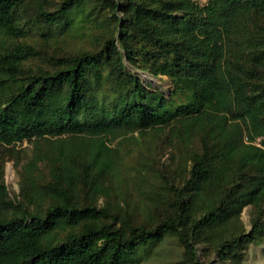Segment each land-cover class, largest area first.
<instances>
[{
    "label": "trees",
    "instance_id": "16d2710c",
    "mask_svg": "<svg viewBox=\"0 0 264 264\" xmlns=\"http://www.w3.org/2000/svg\"><path fill=\"white\" fill-rule=\"evenodd\" d=\"M27 1L0 0V147L32 142L21 203L0 170V264H138L166 235L193 259L214 237L220 255L236 256L264 236V79L255 67L244 79V66L226 57L228 41L264 16V0H94L118 35L97 51L47 55L51 69L26 67L43 52L15 40ZM86 1L37 4L33 16L66 35ZM244 53L264 66V50ZM125 59L165 76L168 91L127 71ZM163 127L200 143L184 178L167 187L166 212L146 225L101 206L110 190L102 178L117 165L109 141ZM41 162L45 181L35 174Z\"/></svg>",
    "mask_w": 264,
    "mask_h": 264
},
{
    "label": "rangeland",
    "instance_id": "374dc122",
    "mask_svg": "<svg viewBox=\"0 0 264 264\" xmlns=\"http://www.w3.org/2000/svg\"><path fill=\"white\" fill-rule=\"evenodd\" d=\"M61 0H28L20 10V25L25 35L17 37V42L32 45L43 53L39 57L26 60L25 66L34 69L53 68L54 64L47 55H66L84 51H97L103 47L104 41L111 35H118L116 23L110 18V10L97 5L94 0L83 4V11L74 16L77 25L66 35H56L51 28H46L41 21L35 20L33 12L37 4L51 9ZM205 4L207 0H197ZM119 15H122L121 13ZM10 40L7 41L9 43ZM227 59L232 63L244 66L242 76L251 80L246 70L257 68L264 79V66L246 59L244 52L264 50V16L257 17L247 29L233 36L227 44ZM127 71L138 74L145 82L149 80L152 87L162 88L166 92L170 83L165 76L153 77L134 67L125 59ZM260 138L254 140L260 145ZM117 165L111 174L102 178L109 186V193L99 198L101 206H110L112 211L123 216L130 215L135 222L150 225L155 223L167 210V187L179 183L190 167V157L200 149L199 138L190 142L173 137L168 127L129 133L109 141ZM32 153V142L23 140L14 146L0 147V170L8 197L16 204L23 201L21 183L23 182L25 165ZM2 167V169H1ZM35 174L39 180H47L49 176L48 162L39 163ZM1 181V179H0ZM250 206L242 209L239 221L248 232L251 228ZM200 242L197 244V257L192 258L188 250L173 235H166L159 243L150 248L138 264H264V236L255 242L248 243L240 255H220L215 243Z\"/></svg>",
    "mask_w": 264,
    "mask_h": 264
},
{
    "label": "built area",
    "instance_id": "2783aa9c",
    "mask_svg": "<svg viewBox=\"0 0 264 264\" xmlns=\"http://www.w3.org/2000/svg\"><path fill=\"white\" fill-rule=\"evenodd\" d=\"M257 145H259V144H257Z\"/></svg>",
    "mask_w": 264,
    "mask_h": 264
}]
</instances>
